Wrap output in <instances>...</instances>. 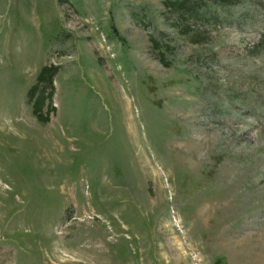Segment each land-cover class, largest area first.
Wrapping results in <instances>:
<instances>
[{"label":"rangeland","instance_id":"374dc122","mask_svg":"<svg viewBox=\"0 0 264 264\" xmlns=\"http://www.w3.org/2000/svg\"><path fill=\"white\" fill-rule=\"evenodd\" d=\"M181 1L0 0V264H264V0Z\"/></svg>","mask_w":264,"mask_h":264},{"label":"trees","instance_id":"16d2710c","mask_svg":"<svg viewBox=\"0 0 264 264\" xmlns=\"http://www.w3.org/2000/svg\"><path fill=\"white\" fill-rule=\"evenodd\" d=\"M187 0H182L181 3H177L175 4L176 6H184V3H186ZM188 8H192L187 6ZM56 66H50V67H45L43 66L40 70V74L38 77V84H36V86L30 91L29 97H32L34 101V109L33 112H38L41 110L42 108V103L44 101V96H46V85L50 83V78L53 75L54 71H56ZM47 94H50L47 93ZM38 117L40 118V120H44V118H42L40 115H38ZM220 261L219 259H217L215 261V264H219Z\"/></svg>","mask_w":264,"mask_h":264}]
</instances>
